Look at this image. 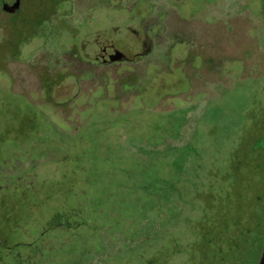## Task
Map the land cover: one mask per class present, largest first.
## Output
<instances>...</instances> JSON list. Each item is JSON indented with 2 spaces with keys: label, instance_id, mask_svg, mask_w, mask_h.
Wrapping results in <instances>:
<instances>
[{
  "label": "rangeland",
  "instance_id": "374dc122",
  "mask_svg": "<svg viewBox=\"0 0 264 264\" xmlns=\"http://www.w3.org/2000/svg\"><path fill=\"white\" fill-rule=\"evenodd\" d=\"M89 5L104 4L59 1L49 13L75 6L77 16L85 15ZM186 7L176 9L183 19L189 9L196 12L194 49L202 64L198 53L182 54L179 46L162 57L174 41L160 40L151 55L135 57L129 71L67 79L54 89V104L46 102L50 93L41 89L37 69L51 54L68 61L53 45L60 36L48 40L41 33L14 62L20 40L36 37L39 24H18L23 39L17 24L1 28L0 178L17 168V212L0 205L1 235L27 242L54 210L75 215L81 208L82 231L95 225L107 233L87 234L84 244H95L89 249L71 248L80 245L76 237L70 245L61 239L53 251L43 249L55 257L50 264H258L264 247L258 231L264 225V0H192ZM33 12L25 17L32 20ZM126 16L97 10L93 17L101 24L91 30L118 26L112 36L118 39ZM85 22L81 18L66 39L76 43ZM3 191L0 200L9 202ZM250 205L255 217L245 241ZM110 238L111 248L102 242Z\"/></svg>",
  "mask_w": 264,
  "mask_h": 264
},
{
  "label": "flooded vegetation",
  "instance_id": "af4514ba",
  "mask_svg": "<svg viewBox=\"0 0 264 264\" xmlns=\"http://www.w3.org/2000/svg\"><path fill=\"white\" fill-rule=\"evenodd\" d=\"M59 1L66 2V0H0V30L4 26L9 27L17 24V30L22 36L21 39H23L25 34L24 29L19 28L18 24H22L23 21L26 23L31 21L34 24H39L36 31L37 34L35 35L36 37L29 38L24 44L21 43L22 45H20V42H22V40H20L17 49L19 58L14 62L23 60L24 47L33 42L36 38H43L41 33L46 34L48 40H51L52 33L60 36L59 43H52L60 50V55L68 56V61L63 62L58 60L57 62L54 60L56 54H51L48 55L50 57L46 66L40 65V69H37L40 72L39 79L41 89H48L50 93L46 98L47 103L54 104V89L62 87L69 78H93L95 73L98 75V73L103 70L104 72H119V70L129 71L132 67L128 64L132 63L135 57L145 58L151 55L152 52L158 48L159 45L157 41L160 40L169 39L174 41L171 46L167 47L165 51L161 53L162 57L172 56L173 53L176 52L175 48L178 46L181 47V53L182 51L188 55H191L192 52L198 53L197 50L194 49L196 47V31L198 25L197 19L194 18L196 12L189 9V16L183 19L176 9L178 6L181 9H183L182 7L186 9L187 4L191 3L192 0H102L104 5L101 7L97 5L90 6L94 2L91 1L87 9H85V11H87L85 15L80 13L77 16L75 6L67 7L62 14L55 9L49 13L50 7H56ZM204 2L206 1L202 3ZM164 4H166V8H164ZM100 9H108L112 13L120 10L126 12L127 16L122 22L123 27H125L123 28L124 33H122L118 39L112 38L114 35L113 32L117 33L119 31L118 26H113L103 32H92V27L97 23L96 21H98L93 15L95 11ZM31 10L34 11L32 13L34 14L32 20L25 17L27 14L26 12ZM81 18L83 21H86V27L85 29L82 28L74 36L76 37L75 39H77L76 43H71L70 38L66 39L67 31L75 30V27L78 25L77 22ZM56 20L61 21L60 25L57 26V24H55ZM134 20L138 21L137 24L139 28L137 30H134L131 26ZM65 21H67L68 24H66ZM165 21L170 24H168L170 33L168 36L164 37L165 29H163L162 26ZM100 24L101 23H97L96 25L98 26ZM223 24L226 26L227 22L223 21ZM86 29L89 30L87 33L82 32ZM102 38L104 40H102ZM120 40L127 42L124 47L119 46L118 42ZM134 42L135 44L133 45ZM199 56L202 64L203 58L200 54ZM227 60L228 59L223 58L222 62L227 63ZM30 65L28 68L31 72H34L35 68L31 69L30 67L33 65ZM43 74L46 75L45 80L43 79ZM58 74L60 77H57ZM54 75H56L58 79L48 80V78L53 79ZM109 81L112 82L113 87L114 84L116 85V82L111 81V79H109ZM109 81H101V83H109ZM98 86L100 85H97L96 88ZM58 104H60V102H58ZM64 104H67V102L63 103V105ZM65 115L66 113L63 110L62 116ZM16 153L17 152L14 151V155ZM15 173H17V168L14 171L8 169L4 177L0 178V182H2V184L0 183V190L3 191V188H5L6 194L11 197L8 200L9 202L2 198L0 200V205L6 204V206H11L13 208L12 210L17 212V175L15 176ZM1 179L4 180L2 181ZM80 202L83 201L80 200ZM34 207L36 208V205H34ZM72 211L75 215L60 213L54 210L51 216L45 220V225H43L39 231L38 237H32L31 240L27 242L17 240L10 242L6 235L0 234V264H50L55 257L51 255V252H44L43 249L50 248L51 251H53L54 245H56L55 243L61 242V239L62 244L70 245V243L74 242L72 240L73 238H78L80 245H72L71 248L89 249L93 247L92 245L95 244L91 245L88 242L84 244L85 236L87 234L96 235V233H98L101 237L102 232L107 233L108 230H99L98 227L92 225L90 227L91 232L85 233L81 230L85 223L83 219V209L80 208ZM55 232H58L61 238L53 236ZM45 236L48 240H43ZM102 242L109 245V248H111L113 239L110 238L109 241L108 239H104ZM38 243L39 245H37ZM44 244H47V246L45 247ZM22 248L31 251L23 253L21 252ZM4 252L5 255L3 254ZM67 254L70 255L69 252H67Z\"/></svg>",
  "mask_w": 264,
  "mask_h": 264
},
{
  "label": "trees",
  "instance_id": "16d2710c",
  "mask_svg": "<svg viewBox=\"0 0 264 264\" xmlns=\"http://www.w3.org/2000/svg\"><path fill=\"white\" fill-rule=\"evenodd\" d=\"M263 193H264V191H261V195L259 194V199H260V197H261V199L264 198ZM248 210H249V212H251V214L249 215V213H248L249 218L246 221L244 231L241 233L243 235V240H245V241H247L250 238L251 234H252L251 224L249 223L250 216H251V219L252 220L255 217V212L252 209V205H250V207L248 208ZM258 231H259L260 239L262 241H264V225L263 224H260V229L258 228ZM233 244L236 246V249H238V250L241 249L240 248L241 247V245H240L241 242L234 240Z\"/></svg>",
  "mask_w": 264,
  "mask_h": 264
},
{
  "label": "water",
  "instance_id": "95a60500",
  "mask_svg": "<svg viewBox=\"0 0 264 264\" xmlns=\"http://www.w3.org/2000/svg\"><path fill=\"white\" fill-rule=\"evenodd\" d=\"M258 264H264V247H263L262 253L260 255Z\"/></svg>",
  "mask_w": 264,
  "mask_h": 264
}]
</instances>
